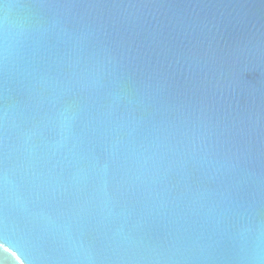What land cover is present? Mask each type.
<instances>
[{
  "label": "water",
  "instance_id": "water-1",
  "mask_svg": "<svg viewBox=\"0 0 264 264\" xmlns=\"http://www.w3.org/2000/svg\"><path fill=\"white\" fill-rule=\"evenodd\" d=\"M0 264H264V0H0Z\"/></svg>",
  "mask_w": 264,
  "mask_h": 264
}]
</instances>
